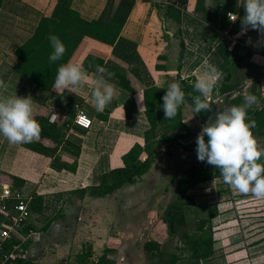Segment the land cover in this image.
Here are the masks:
<instances>
[{
  "label": "crops",
  "instance_id": "0c3cea01",
  "mask_svg": "<svg viewBox=\"0 0 264 264\" xmlns=\"http://www.w3.org/2000/svg\"><path fill=\"white\" fill-rule=\"evenodd\" d=\"M232 2L72 0L70 8L81 20L94 21L103 27L117 24L121 31L112 46L85 36L51 91L40 90L44 95L41 101L38 100L43 103L42 114L56 113L58 125L63 121L68 123L63 132L70 145L61 146L57 152L59 164H66L68 170H56L51 166L50 158L22 148L19 137L28 135L20 130V124L16 134H7L3 139L0 172L23 181L18 192L28 202L34 195L43 198L42 211H32L23 229L28 230V235L22 239L19 248L26 259L34 264H48V260L60 264L64 255L68 257L73 251L77 254L82 244H90L94 255L100 256L111 235L112 221L119 219L121 210L126 216L133 215L150 200L157 201L152 192L168 173L160 163L166 164L174 149L183 153L190 151L168 145L155 150L161 143L165 126L175 121L163 108L156 109L155 134L146 142L149 124L143 112L144 92L155 88L175 91L177 73L181 79L194 78L205 101L215 109L212 116L216 115L220 120L216 105L220 100L224 102L219 91L225 76L220 65L233 55L264 57V31L258 33L252 27L234 33L239 12L236 8V11L232 10L231 7H235ZM56 3L57 0H1L0 71L4 75L13 72L12 68L18 61L16 49L33 35L42 17L51 16ZM169 6L180 12L179 25L166 17ZM227 13H232L235 20L230 21ZM180 43L183 60L178 71ZM89 54L105 57V65L121 73L128 88H121L118 79L108 73L86 65L84 59ZM160 55L167 57L163 71L156 70V58ZM235 63L230 62V66L233 68ZM245 64H248L246 60ZM250 81L246 79L240 86L243 89L236 94L246 96L244 91L249 90ZM68 109L71 116L65 115ZM193 109L188 102L182 101V121L191 132L190 137L182 140L184 144L209 136L213 129L210 118V123L207 121L202 131L203 122L195 118ZM78 110L91 120L90 129L83 130L71 124ZM100 114L107 120H103ZM189 121L191 127L187 125ZM229 134L232 136L230 139L221 140L218 144V148L222 147L218 153L228 155L243 147V152L236 153L256 157L257 172L229 177L237 182L238 190L232 192L237 196L230 202L219 200L210 203L218 209L214 220L222 222L214 237V255L206 261L184 258L176 264H264V155L248 149L256 137ZM133 147L140 150V159L152 155L147 173L134 186L121 188L104 197L92 196L88 189L99 184L101 175L123 166L124 156ZM161 148L165 150L158 154ZM190 154L195 156L192 152ZM197 158L205 159L204 156ZM220 179L225 178L214 180ZM130 206L132 208L128 211ZM243 212L246 215L241 216ZM244 216L248 225L246 245L241 246L243 239L230 237L228 232L233 229L228 230L229 225L225 221Z\"/></svg>",
  "mask_w": 264,
  "mask_h": 264
},
{
  "label": "trees",
  "instance_id": "16d2710c",
  "mask_svg": "<svg viewBox=\"0 0 264 264\" xmlns=\"http://www.w3.org/2000/svg\"><path fill=\"white\" fill-rule=\"evenodd\" d=\"M251 1L252 7L246 15L238 13L234 33L252 27L258 33L264 31V0ZM71 2L72 0H57L51 16L42 17L33 35L15 51L18 61L12 68L13 72L44 92L51 91L74 50L85 36L112 46L120 35L121 27L117 24H109L103 27L94 21L81 20L78 14L70 8ZM231 8L236 11L234 6ZM166 17L174 20L176 24H180V12L171 6L168 7ZM180 48L178 71L183 60V46L181 43ZM166 58L165 55L156 58L157 71L164 70L163 65ZM242 60L241 57L233 55L230 58L227 57L220 65L225 76L219 93L230 108V116L233 120L230 126L233 124L235 129L244 137L264 139V77L255 79L247 74L244 80L250 79L251 85L246 99L243 95L236 94L238 92L234 83L236 78L232 80L230 62H241ZM104 62L105 57H97L95 54H89L84 59L86 65L108 73L118 79L121 88L127 89L128 86L123 75L105 65ZM4 77L5 75L0 71V83L4 80ZM182 101H186L194 107V116L201 122H207L211 118L212 128L218 130V133L221 134V139H218L211 156H204L191 149V143H182V140L191 135L190 129L182 121ZM42 105L43 103L38 100L31 99L27 102L19 128L24 130L28 136L19 137L20 146L28 151L50 158L51 166L56 170H68L66 164H59V157L57 156L58 149L61 146L70 145L69 142L65 141L63 132L68 123L63 121L58 125L57 118V123L50 124L48 117L51 113L42 114ZM157 108L167 110L168 115L175 118V121L165 126L161 135V143L156 145L155 150L163 145L176 146L183 150H189L196 157H207L210 163L204 167L189 166L174 178L173 191L175 199L166 206L160 217L164 228L156 231L152 239L143 245L142 250L150 264H176L184 258L206 261L214 255L215 241L212 237L211 224L212 220L218 216V209L215 204L208 205L205 216L198 217L193 230H188L187 212H189L190 206L194 205L193 200L195 198L194 195L188 192L202 182L257 172V159L251 154L242 155L235 152L228 155H217V145L220 141H225L231 137L227 133L229 124L224 125L216 118V115L212 116L215 109L212 104L205 101L194 78L181 79L177 73L175 91L166 92L155 88L144 92L143 112L149 124V129L145 135L146 142L153 138L155 134L157 127L155 111ZM65 115L71 116L72 113L68 109ZM100 117L107 120V117H103L101 114ZM209 136H211V133ZM151 157L152 155H148L140 159V150L136 147L131 148L124 156L123 166L112 168L109 172L101 175L99 184L89 188V193L92 196L104 197L121 188L134 186L137 180L149 170ZM0 182L12 186L13 191H18L23 184L21 179L4 173H0ZM28 206L33 212H41L43 198L34 195L28 202ZM27 235L28 230L22 231V239ZM171 239L176 240L175 244H178V247L177 245H169ZM21 242L22 240L18 238L6 241L2 245L0 254L6 260H0V264H34L33 261L26 259L20 251L19 245ZM120 244L121 240L119 238L110 235L102 254L96 260H92L90 247L88 251L77 255V263L116 264L115 254L118 253Z\"/></svg>",
  "mask_w": 264,
  "mask_h": 264
},
{
  "label": "rangeland",
  "instance_id": "374dc122",
  "mask_svg": "<svg viewBox=\"0 0 264 264\" xmlns=\"http://www.w3.org/2000/svg\"><path fill=\"white\" fill-rule=\"evenodd\" d=\"M232 1V4L235 5L237 11L244 15H246L252 7L251 0H241V6L239 7V0ZM243 58L244 60H242L241 62H236L235 66H233L231 70V73L234 75L232 77L231 74L232 80L236 78V81H234V83L236 84V89H238L239 92L243 89L242 87L240 88V86L242 84L244 85V73L246 71L251 78L258 79L264 77V67H262L264 57H242V59ZM252 58L257 61V63H255L254 60L251 61ZM245 60L248 63L247 65L245 64ZM247 91L248 90L244 91V93L247 94ZM43 97L44 95L41 94L39 89L34 87L32 84L27 83L14 72L5 75L3 82L0 84V161L2 160L1 152L4 145L3 139L7 134L17 133L27 100L35 99L41 101ZM243 97L246 98V96ZM220 107H224L223 114H227V124H229L228 130L230 131L229 133L240 135V132L235 129L233 124L230 126V123H233V120L230 116L231 112L229 111L230 108L228 104L220 100L216 105L217 114L219 113L218 109ZM187 123V125L191 127V122L189 121ZM207 124L208 123L206 122L204 124L202 123V131H204V127ZM210 133L211 136L201 137L194 140L190 144L191 149L201 153L204 156H211L215 150V145L217 144L218 139H221V134L218 133V130L215 129H211ZM239 137L242 136L240 135ZM252 143L253 144H249L251 146H248V149L252 150L258 155L263 156L264 139L253 138ZM164 150L165 148H161V151L158 154H162ZM221 150L222 147L218 148L217 154H219L218 152H220ZM236 151L243 152L244 150L243 147H239L232 152L236 153ZM184 152L185 153H183L181 150L174 149L173 155H171L170 160H168L166 164L160 163L162 169H168V173L166 174V176L164 175L162 177L159 186H157V188L152 192L153 197L157 198V201L150 200L146 203V205L142 206L141 210H139L138 213L133 215L129 214L126 216L124 215V213H122L123 211L121 210L119 213V219H116V221H112L110 233L112 236H115L121 240V244L119 247L120 250L115 254L116 264H150V261L146 259L145 253L142 248L147 241L152 239L156 231L164 228L160 217L163 214L166 206L169 205V203H172L175 199V193L172 188V186H174L173 179L189 166L195 165L204 167L210 163L207 160V157H205V159H199L193 154H190V152ZM186 153L189 154L187 155ZM236 184L237 182L235 180L225 178L220 179V181L214 180L199 184L192 191H190V194L194 195L195 198L193 200L194 205H191L189 212H187V229L190 231L193 230L197 221L196 219L206 213V207L213 201L222 200L230 202L232 198H235L237 194L233 195L232 192L238 190V186ZM164 186H166L165 190L163 189ZM243 193L247 192L244 191ZM239 197H241V194H239ZM131 208L132 207L130 206L127 208V210L129 211ZM228 209L230 210V208ZM243 215H246V212H243L241 216ZM0 217V227L2 225H7V214L4 211H0ZM225 222H227L225 223L226 225H229L227 227L228 230L233 229L231 232H228V235L230 237H237L238 239L241 237L243 239L241 246H245L248 225L245 216L229 219ZM221 223L222 222H220V220H212L211 227L213 239L215 237V234L220 231L219 228ZM22 231L24 230H20L16 234L15 239L19 238L22 240ZM175 243L176 240L171 239L169 245H177L178 247V244ZM80 247L81 249L77 251V254L75 253V251H73L72 255L68 257L64 255V257H62L61 259V262L59 263L78 264L76 258L77 255L81 254L82 252L88 251V248L90 247L92 249V246L90 244H82ZM98 257L99 256L94 255V253L92 252V260H96ZM47 262H49L48 264H55L49 260Z\"/></svg>",
  "mask_w": 264,
  "mask_h": 264
},
{
  "label": "built area",
  "instance_id": "2783aa9c",
  "mask_svg": "<svg viewBox=\"0 0 264 264\" xmlns=\"http://www.w3.org/2000/svg\"><path fill=\"white\" fill-rule=\"evenodd\" d=\"M230 21L235 20L232 13L226 14ZM264 64V61H263ZM50 124L57 123V114L51 113L48 117ZM72 125L88 130L91 127V120L82 111L78 110L72 120ZM68 127V126H67ZM0 211H4L8 216V224L0 227V250L6 241L15 239L16 234L23 230L26 222L32 213L28 206V201L22 197L18 191H13L12 186L0 182ZM0 260L4 261L6 258L0 254Z\"/></svg>",
  "mask_w": 264,
  "mask_h": 264
},
{
  "label": "water",
  "instance_id": "95a60500",
  "mask_svg": "<svg viewBox=\"0 0 264 264\" xmlns=\"http://www.w3.org/2000/svg\"><path fill=\"white\" fill-rule=\"evenodd\" d=\"M223 109H224V107H221L220 109H219V113H218V117L220 118V121L224 124V125H227V114L226 113H224L223 114ZM230 111V110H229ZM209 123H210V121H209Z\"/></svg>",
  "mask_w": 264,
  "mask_h": 264
}]
</instances>
